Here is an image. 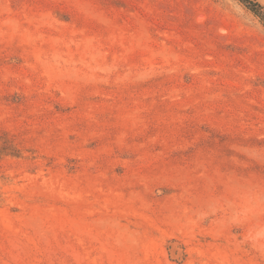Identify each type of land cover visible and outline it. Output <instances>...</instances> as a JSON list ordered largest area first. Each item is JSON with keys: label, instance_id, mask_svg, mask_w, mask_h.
Instances as JSON below:
<instances>
[{"label": "rangeland", "instance_id": "obj_1", "mask_svg": "<svg viewBox=\"0 0 264 264\" xmlns=\"http://www.w3.org/2000/svg\"><path fill=\"white\" fill-rule=\"evenodd\" d=\"M0 264H264L258 20L0 0Z\"/></svg>", "mask_w": 264, "mask_h": 264}, {"label": "trees", "instance_id": "obj_2", "mask_svg": "<svg viewBox=\"0 0 264 264\" xmlns=\"http://www.w3.org/2000/svg\"><path fill=\"white\" fill-rule=\"evenodd\" d=\"M240 3L247 11H249L264 28V6L255 0H236Z\"/></svg>", "mask_w": 264, "mask_h": 264}]
</instances>
